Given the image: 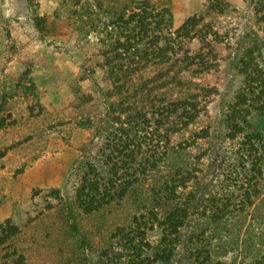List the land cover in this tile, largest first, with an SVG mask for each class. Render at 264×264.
Instances as JSON below:
<instances>
[{
    "label": "rangeland",
    "instance_id": "obj_1",
    "mask_svg": "<svg viewBox=\"0 0 264 264\" xmlns=\"http://www.w3.org/2000/svg\"><path fill=\"white\" fill-rule=\"evenodd\" d=\"M212 1L0 0V237L7 236L0 264L19 258L22 264H96L115 228L130 222L147 192L136 190L135 198L119 199L120 190H99L92 209L79 197L82 172L89 167L94 170L90 179L109 177L101 149L116 126L109 111L119 97L107 96L111 86L105 80L102 43L114 40V32L107 39L108 25L118 15L128 19L143 8L154 13L164 9L171 16V32L194 15L202 20L200 27L207 24L230 48L213 63L219 78L211 70L204 79L219 91L206 103L209 116L178 137L185 140L210 128V137L198 139L193 154L223 147L229 157L227 152L236 150L245 134H264V118L256 112L249 118L251 127L234 140L224 135L223 120L242 86V76L228 63L237 44L251 33L260 40L257 60L264 72V23L254 16L253 0H221L228 9L223 15ZM191 45L198 48L197 40ZM152 72L140 71L130 88ZM211 157L206 152L203 166ZM261 166L264 171V158ZM259 198L256 205L264 212V185ZM144 236L154 246L161 234L154 225ZM113 248L121 253L114 243ZM111 252L107 260L112 262L104 264L115 262ZM232 257L216 261L228 264Z\"/></svg>",
    "mask_w": 264,
    "mask_h": 264
},
{
    "label": "trees",
    "instance_id": "obj_2",
    "mask_svg": "<svg viewBox=\"0 0 264 264\" xmlns=\"http://www.w3.org/2000/svg\"><path fill=\"white\" fill-rule=\"evenodd\" d=\"M212 4L220 15L228 11L221 0ZM251 4L258 22L264 23V0ZM171 22L164 9L154 13L143 8L128 19L118 15L108 25L107 39L114 32V40L102 43L105 80L111 86L107 96L119 97L109 111L116 126L101 149L109 177L94 181L89 167L82 172L79 197L92 209L99 190H120L119 199L135 198L136 190L147 192L130 222L115 228L96 264L112 262L107 260L111 251L113 264H223L216 260L229 254L228 264H264V212L256 205L264 185V134H245L238 148L227 152L229 157L223 147L193 154L197 140L210 137L208 127L178 138L209 116L206 103L219 91L204 79L211 70L219 78L213 63L230 48L207 24L200 27L202 20L194 15L174 32ZM251 34L237 44L228 63L242 76V86L224 113V135L231 140L251 127L253 112L264 118L260 40ZM193 39L198 48L192 47ZM147 68L152 76L130 88L132 78ZM206 152L212 157L203 166ZM154 225L161 237L152 246L144 234ZM6 237H0V246ZM113 243L121 253L114 252ZM14 264H22V258Z\"/></svg>",
    "mask_w": 264,
    "mask_h": 264
}]
</instances>
